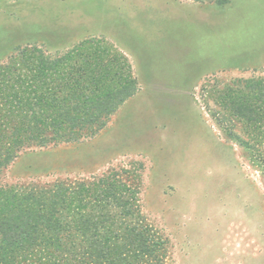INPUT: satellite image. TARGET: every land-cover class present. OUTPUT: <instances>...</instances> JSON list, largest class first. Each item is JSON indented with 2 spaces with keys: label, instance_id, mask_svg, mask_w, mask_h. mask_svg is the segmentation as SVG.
<instances>
[{
  "label": "rangeland",
  "instance_id": "obj_1",
  "mask_svg": "<svg viewBox=\"0 0 264 264\" xmlns=\"http://www.w3.org/2000/svg\"><path fill=\"white\" fill-rule=\"evenodd\" d=\"M89 37L113 68L105 83L129 72L134 93L92 137L19 149L0 185L135 170L140 211L167 239L161 264H264V101L246 84L264 85V0H0V65Z\"/></svg>",
  "mask_w": 264,
  "mask_h": 264
},
{
  "label": "trees",
  "instance_id": "obj_2",
  "mask_svg": "<svg viewBox=\"0 0 264 264\" xmlns=\"http://www.w3.org/2000/svg\"><path fill=\"white\" fill-rule=\"evenodd\" d=\"M97 39H83L56 58L39 46H20L7 65H0V176L26 145L75 143L94 136L105 126L100 118L134 93L129 72L116 88L105 83L113 68L104 63L99 42V48L87 46ZM246 84L264 101L261 81ZM246 108L256 120L255 108ZM122 173L0 185V264L163 263L167 239L139 207L141 174Z\"/></svg>",
  "mask_w": 264,
  "mask_h": 264
}]
</instances>
